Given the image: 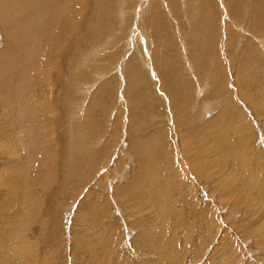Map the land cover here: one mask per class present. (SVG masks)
I'll list each match as a JSON object with an SVG mask.
<instances>
[{"label":"rangeland","instance_id":"rangeland-1","mask_svg":"<svg viewBox=\"0 0 264 264\" xmlns=\"http://www.w3.org/2000/svg\"><path fill=\"white\" fill-rule=\"evenodd\" d=\"M210 1L0 0V264H264V20Z\"/></svg>","mask_w":264,"mask_h":264},{"label":"bare ground","instance_id":"bare-ground-1","mask_svg":"<svg viewBox=\"0 0 264 264\" xmlns=\"http://www.w3.org/2000/svg\"><path fill=\"white\" fill-rule=\"evenodd\" d=\"M111 1V0H110ZM256 1V3H255V5H254V15H253V20L252 21H254V29H255V26H258L257 25V23L258 24H260V22H262V20H264V12H262V11H264V0H255ZM107 4H109V3H107ZM210 4H211V1L210 0H201V2H200V6H201V11H202V14H204V15H206L207 17H210V10H211V7H214V6H211L210 7ZM109 7V6H108ZM210 9V10H209ZM214 10V9H213ZM235 10H237V7L235 8ZM125 12V11H124ZM172 12V11H171ZM211 14H213V13H211ZM154 20H156V18L154 19ZM178 20V19H177ZM209 18H208V20L206 19L205 20V23L207 24L208 22H209ZM203 21V20H202ZM209 24V23H208ZM174 26H175V23H174ZM212 31V30H211ZM113 37V36H112ZM111 37V38H112ZM199 50V49H198ZM187 64V63H186ZM86 68V67H85ZM136 75V74H135ZM172 81V80H171ZM174 82V81H173ZM170 83V82H169ZM169 83H168V85L167 86H169ZM174 85V84H173ZM169 88V87H168ZM224 88V87H223ZM223 88H222V86L221 85H218V86H216V89H217V91L218 92H220L219 94H226V92H225V90H224V92H223ZM181 90V89H180ZM175 91V90H174ZM139 93V92H138ZM179 94H180V91L178 92ZM148 94V93H147ZM172 95V98L174 97V94H171ZM182 98V97H181ZM183 99V98H182ZM135 100V99H134ZM169 100V99H168ZM174 100V99H173ZM139 101V100H138ZM142 101V100H141ZM144 101V100H143ZM183 101V100H182ZM185 101V100H184ZM187 103V102H186ZM176 104V103H175ZM179 104L180 103H177V107H175V108H173V110H174V112L176 113H179L178 112V110L181 108L180 106H179ZM181 105V104H180ZM143 107V106H142ZM88 108V107H87ZM183 109V108H182ZM206 109V108H205ZM88 110V109H87ZM181 110V109H180ZM177 113H176V115H177ZM136 114V113H135ZM144 114V113H143ZM142 114V115H143ZM144 116V115H143ZM141 118V117H140ZM172 118V117H171ZM88 120V119H87ZM177 120H178V116H177ZM140 121H141V119H140ZM182 121V120H181ZM178 122V121H177ZM139 125V124H138ZM137 125V126H138ZM128 128H130V134H129V136H137L138 135V133H136L135 134V131L137 130L136 128V126L134 125V123L132 122L131 123V126L130 127H128ZM133 128H135V130L133 129ZM155 130V129H154ZM137 132H138V130H137ZM201 132H203V129L200 131V132H198V133H201ZM140 133V132H139ZM197 133V132H196ZM89 134V133H88ZM135 134V135H134ZM141 134V133H140ZM85 136V135H84ZM110 136V135H109ZM193 136V138H195L196 137V134L195 135H192ZM86 137V136H85ZM88 137V136H87ZM138 137V136H137ZM136 137V138H137ZM133 138V137H132ZM141 138L139 137L138 138V140L137 139H135V138H133L132 139V143H133V145H137V148H141V144H142V142L140 143V145H139V142L141 141L140 140ZM109 140V139H108ZM96 154V153H95ZM83 157V156H82ZM93 160V159H92ZM89 161V160H88ZM173 169V168H172ZM137 170V169H136ZM135 171V170H134ZM142 173H141V170L140 169H138V171H136V172H134L133 174H132V176H130V179H129V182H127L126 184H127V186H123V185H119L118 187H116L115 189H116V191H118V192H120V193H124V194H122V195H125V194H128L130 191H132V189H133V187H134V184L135 185H138V186H140L141 185V181H142V177L140 176ZM137 186V187H138ZM132 188V189H131Z\"/></svg>","mask_w":264,"mask_h":264}]
</instances>
